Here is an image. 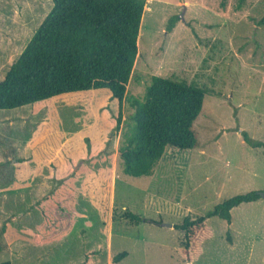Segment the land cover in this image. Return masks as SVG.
<instances>
[{
  "label": "rangeland",
  "instance_id": "rangeland-1",
  "mask_svg": "<svg viewBox=\"0 0 264 264\" xmlns=\"http://www.w3.org/2000/svg\"><path fill=\"white\" fill-rule=\"evenodd\" d=\"M52 6L0 0V80ZM263 16L264 0H147L129 95L144 101L154 75L206 89L200 146H169L153 175L124 173L119 149L134 109L124 105L116 129L107 88L0 109V262L264 264V198L232 209L231 224L208 218L191 258L185 233L168 226L264 191V147L242 136L264 142Z\"/></svg>",
  "mask_w": 264,
  "mask_h": 264
},
{
  "label": "trees",
  "instance_id": "trees-1",
  "mask_svg": "<svg viewBox=\"0 0 264 264\" xmlns=\"http://www.w3.org/2000/svg\"><path fill=\"white\" fill-rule=\"evenodd\" d=\"M52 1L51 11L0 80L1 110L64 93L109 89L117 112L116 129L124 123V105L129 103L134 109L125 122L128 128L119 149L123 171L131 176L153 175L169 146L182 150L200 146L195 122L203 110L206 89L154 75L144 101L128 93L147 0ZM179 19V15L170 18L168 31ZM257 24L264 25V16ZM242 136L249 145L264 147L263 141L253 139L247 131ZM261 198L262 190L237 194L205 215L195 219L186 216L174 224L185 233L183 249L187 258L198 247L190 254L192 236L195 231L204 232L208 218L217 216L231 224L232 209ZM128 215L136 223L143 220L138 214ZM228 239L232 241L229 231ZM126 256L128 252L122 251L113 261ZM0 264L13 263L7 259Z\"/></svg>",
  "mask_w": 264,
  "mask_h": 264
},
{
  "label": "water",
  "instance_id": "water-1",
  "mask_svg": "<svg viewBox=\"0 0 264 264\" xmlns=\"http://www.w3.org/2000/svg\"><path fill=\"white\" fill-rule=\"evenodd\" d=\"M181 17H183V15ZM168 226L173 227L174 225L173 224H168Z\"/></svg>",
  "mask_w": 264,
  "mask_h": 264
}]
</instances>
